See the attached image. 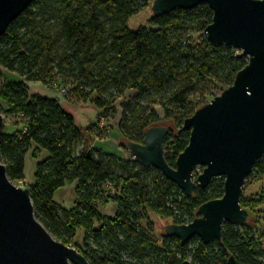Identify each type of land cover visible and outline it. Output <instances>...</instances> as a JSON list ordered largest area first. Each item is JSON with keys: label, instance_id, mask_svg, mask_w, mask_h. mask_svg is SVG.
<instances>
[{"label": "trees", "instance_id": "trees-1", "mask_svg": "<svg viewBox=\"0 0 264 264\" xmlns=\"http://www.w3.org/2000/svg\"><path fill=\"white\" fill-rule=\"evenodd\" d=\"M153 0H36L0 38V69L19 81L0 88V114L20 119V129L0 134V164L8 180H23L25 156L47 157L35 166L27 186L34 217L56 241L74 248L89 264H264L263 236H257L252 212L246 225L224 223L221 240L203 245L194 238L181 245L162 233L157 241L142 226L146 211L175 225L189 224L202 204L220 199L223 179L212 180L191 196L153 168L131 159L95 150L96 128L76 127L57 100L28 93L27 83L47 89H69L68 101L92 100L104 116L126 92L118 132L121 147L141 143L143 133L159 124L158 106L167 128L165 161L175 160L187 146L183 122L225 88L246 61L235 51L206 41L212 12L207 5L151 17L148 27L130 31L127 23L145 12ZM196 35L199 37L195 38ZM3 106H2V105ZM262 186L256 204L264 208V156L251 169ZM196 178V175H193ZM75 186V204L63 209L54 201L57 191ZM115 205L113 217L98 206ZM251 212V213H249ZM83 231L82 246L74 240Z\"/></svg>", "mask_w": 264, "mask_h": 264}, {"label": "water", "instance_id": "water-1", "mask_svg": "<svg viewBox=\"0 0 264 264\" xmlns=\"http://www.w3.org/2000/svg\"><path fill=\"white\" fill-rule=\"evenodd\" d=\"M36 0H0V38L8 26ZM207 5L212 12L206 41L235 51L246 65L231 86L197 109L182 124L187 146L168 166L163 142L167 128L152 126L139 143L127 142L128 156L143 168H153L186 196L223 179V195L197 209L186 225L167 224L163 234L181 245L196 238L203 245L221 240L222 226H243L249 214L240 207L242 188L254 164L264 156V0H153L151 17ZM6 129L0 114V134ZM201 173L194 179V171ZM0 264H89L74 248L54 240L34 217L28 189L8 180L0 164ZM181 264H191L183 261ZM227 264H236L229 257Z\"/></svg>", "mask_w": 264, "mask_h": 264}, {"label": "rangeland", "instance_id": "rangeland-1", "mask_svg": "<svg viewBox=\"0 0 264 264\" xmlns=\"http://www.w3.org/2000/svg\"><path fill=\"white\" fill-rule=\"evenodd\" d=\"M151 18V13L149 7L147 10L140 15L132 18L127 23V28L130 31H136L139 27H148V20ZM195 38L199 37L196 35ZM235 51V50H234ZM240 51H235V54H239ZM247 61L246 59H243ZM6 82L19 81L17 77L9 74L2 69H0V88L5 85ZM28 93L31 95H38L48 99L57 100L61 109L70 115L77 128L88 129L92 126L96 128V140L93 148L98 151L105 153H114L123 157V159H131L128 156L126 149L121 147V139L118 132V124L121 118L122 105H124L128 99L133 97L132 92H126L122 97L115 101L110 108L114 111L113 114L104 116L105 110L97 109L92 100L87 99L85 101L74 99L68 101L67 99L71 94L69 89H63L61 87H56L53 89H47L41 84L27 83L26 84ZM226 89V88H225ZM224 89V90H225ZM220 95V93H218ZM216 95V96H218ZM2 105V104H1ZM3 106V105H2ZM154 111L159 119V124L166 125L168 129H173L172 124L163 121V112L158 106H154ZM3 121L7 125V132H12L13 130L20 129V119L16 116L2 115ZM33 150V148H32ZM32 150L27 153L24 161V173L22 181H10L17 188H27L33 183L35 166L38 162L43 161L47 154L45 152H39L35 158H32ZM201 173V169L197 168L194 171L196 177ZM75 186L76 184H67L64 188L57 191L54 195V201L63 209L69 210L75 204ZM262 186V180L258 179L256 176H250L246 179L244 186L242 188V197L247 209L251 211L252 208L255 210L252 212L254 221L256 222V235L263 236L262 241L264 245V208H261L256 204L259 199L260 188ZM99 213L105 217H113L115 213V205L107 204L106 206H98ZM251 213V212H249ZM172 221L169 219L162 218L151 212L146 211L143 214L142 226L146 227L151 231V234L157 241H161V236L163 233V227L167 224H171ZM83 239V231L77 230V235L74 240L75 244L81 248Z\"/></svg>", "mask_w": 264, "mask_h": 264}]
</instances>
